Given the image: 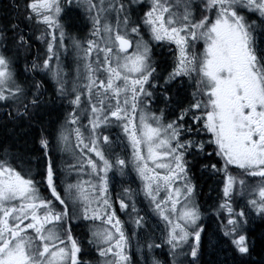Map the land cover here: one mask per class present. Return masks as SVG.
<instances>
[{"label":"snow or ice","instance_id":"snow-or-ice-1","mask_svg":"<svg viewBox=\"0 0 264 264\" xmlns=\"http://www.w3.org/2000/svg\"><path fill=\"white\" fill-rule=\"evenodd\" d=\"M0 131V264H264V0H9Z\"/></svg>","mask_w":264,"mask_h":264},{"label":"trees","instance_id":"trees-1","mask_svg":"<svg viewBox=\"0 0 264 264\" xmlns=\"http://www.w3.org/2000/svg\"><path fill=\"white\" fill-rule=\"evenodd\" d=\"M8 3H9V0H0V10H2ZM74 14H76V12H74ZM71 15L72 14H70V17L67 18L65 21L67 26H68V30H70L73 33L85 32L84 31L85 27L84 26L81 27V25H82L81 21L79 23L78 18L75 15H72V16ZM37 34H39V33H37ZM34 48H38L40 50L41 57H43L45 45H43L39 41H37ZM33 55H36L35 51H34ZM29 59H31V58H29ZM24 63L25 62L23 60L20 61V64L17 68V71H19L20 73H23V71H24V68H23ZM49 83L51 84L52 82H49ZM50 91H51V89H50ZM67 110L70 111L71 109H67ZM64 114H65V109L60 106L59 102H57L56 105H53L50 109H48L44 112V119L47 121H56L59 123V122H63ZM2 137H3V132L0 131V138H2ZM29 147H33V145L30 143ZM35 147H39V146L35 145ZM34 155H38V153H34ZM56 158H57V163L59 164V162L61 160L60 155L57 154ZM193 171H194L195 177H196L195 182L197 183V186H198L200 201L202 203H208V204L213 203L216 200L219 188L221 186L219 182L223 179L222 174L221 175H211L207 172H202L199 168H196ZM62 179L67 181L68 175L65 174L62 177ZM114 183L116 185L115 188L113 189L114 195H115V192L119 191V178H116ZM84 226L85 225H81L79 227L81 228ZM79 227H77V228H79ZM260 231H261V228H259V227H257L255 229L257 239H259ZM205 243L207 245V241H205ZM258 250H259V244H258ZM204 259L208 262V264H212V261H214L216 259V254L211 249H208Z\"/></svg>","mask_w":264,"mask_h":264},{"label":"rangeland","instance_id":"rangeland-1","mask_svg":"<svg viewBox=\"0 0 264 264\" xmlns=\"http://www.w3.org/2000/svg\"><path fill=\"white\" fill-rule=\"evenodd\" d=\"M72 15H75V16L78 18L79 23H80V21H81V23H82L81 27H83L85 22H84V20L82 19V17L78 14V12H77L76 14L72 13ZM72 15H71V16H72ZM78 25H79V24H78ZM81 27H80V28H81ZM160 56H161L160 50L157 49V57L160 58ZM165 58H167V59L170 60L169 57H165ZM53 63H55V61H53ZM61 63H62V65L64 66L65 71H68L69 73L74 74V68H75V65H74V62H73V58H72L71 56H68L66 59H65L64 56H62V57H61ZM49 82H51V81H49ZM73 142H74V137H73ZM83 178H84V179H87L86 176L83 177ZM117 178H118V177H117ZM76 179H77V177L75 176V174H72L71 176H68L67 181H68V182H75ZM132 187H136V185L133 184ZM113 195H114V191H113ZM117 207H118V205H117ZM120 215H121V218H122V219L125 218V217H123L122 214H120ZM97 223H98V222H97ZM131 243H132V245H133V251H134V250H135V245H136V240H135V238L132 239Z\"/></svg>","mask_w":264,"mask_h":264},{"label":"flooded vegetation","instance_id":"flooded-vegetation-1","mask_svg":"<svg viewBox=\"0 0 264 264\" xmlns=\"http://www.w3.org/2000/svg\"><path fill=\"white\" fill-rule=\"evenodd\" d=\"M84 31L86 32V28L84 29ZM160 50V49H159ZM160 53H162V50H160ZM170 58V57H169ZM162 106V105H161ZM85 227V228H84ZM84 227H79V228H77V227H75L74 228V234H76L78 237H84L85 235H86V230H87V228H86V226H84Z\"/></svg>","mask_w":264,"mask_h":264},{"label":"bare ground","instance_id":"bare-ground-1","mask_svg":"<svg viewBox=\"0 0 264 264\" xmlns=\"http://www.w3.org/2000/svg\"><path fill=\"white\" fill-rule=\"evenodd\" d=\"M77 13V12H76Z\"/></svg>","mask_w":264,"mask_h":264}]
</instances>
